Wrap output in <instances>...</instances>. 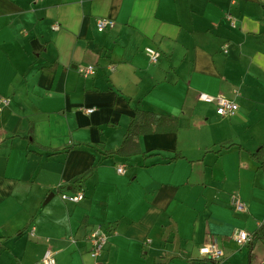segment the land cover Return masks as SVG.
Listing matches in <instances>:
<instances>
[{
  "label": "crops",
  "instance_id": "1",
  "mask_svg": "<svg viewBox=\"0 0 264 264\" xmlns=\"http://www.w3.org/2000/svg\"><path fill=\"white\" fill-rule=\"evenodd\" d=\"M200 92L238 108L219 116ZM0 96V264H41L47 248L55 264H264V240L233 239L264 221V0H0ZM136 108L179 127L105 155ZM98 160L83 199L65 201ZM97 226L108 238L92 257ZM209 241L215 263L198 253Z\"/></svg>",
  "mask_w": 264,
  "mask_h": 264
},
{
  "label": "built area",
  "instance_id": "2",
  "mask_svg": "<svg viewBox=\"0 0 264 264\" xmlns=\"http://www.w3.org/2000/svg\"><path fill=\"white\" fill-rule=\"evenodd\" d=\"M226 18L229 22L230 27H235L236 21L234 17L230 14H226ZM114 26V22L111 19L107 18H97L95 20V28L97 31L102 32L106 29H111ZM52 28L54 30H57L59 27L58 25H53ZM227 48L226 45L223 46V52H226ZM144 53L147 56L148 60L151 63H156L159 59V51L152 48V47H146L144 49ZM78 72L86 77L90 76L94 73V66L92 64H87L84 66L78 67ZM198 100L202 102H214L216 105V113L219 116L226 117V116H231L233 115L236 110H237V104L233 102L232 100L222 97V96H212L204 92H200L198 94ZM9 99L8 97L0 96V110L8 105ZM94 109L89 108L86 109L87 113L92 112ZM125 168L123 165H119L116 167V172L117 173H124ZM61 197L65 201L73 202L76 203L83 199V192L82 190H78L72 194H62ZM230 205L234 211L237 212H243L246 210V205L245 203L236 195H231L230 196ZM264 222V221H263ZM34 233V228H32L29 231L30 235H33ZM107 233L100 227H94L88 234L87 240L90 244V255L92 257H97L103 250V247L105 243L107 242ZM233 239L236 242L237 245L242 246L245 243L249 242L251 239V233L247 232L244 229H237L233 233ZM198 253L199 255L207 260L210 261H217L223 257V252L221 248L212 241L206 242L203 245H201L198 248ZM41 264H55V255L53 251L50 248H47L44 250L41 259H40Z\"/></svg>",
  "mask_w": 264,
  "mask_h": 264
},
{
  "label": "trees",
  "instance_id": "3",
  "mask_svg": "<svg viewBox=\"0 0 264 264\" xmlns=\"http://www.w3.org/2000/svg\"><path fill=\"white\" fill-rule=\"evenodd\" d=\"M178 127L179 121L175 116L156 113L142 108H136L130 117L121 144L115 150L107 151L105 155L129 157L139 154L141 153V149L139 146V137L141 135L162 132H175ZM93 147L95 148V146ZM178 156L179 153L176 154L175 158ZM254 156L259 162L260 168L264 169V158H262L258 154H255ZM99 163L100 161L98 160L87 170L73 178L69 184L71 191L76 192L78 190H81L82 185L84 184L86 179L94 172ZM60 190L61 188H59L57 191L60 192ZM259 240H264V222L260 223V225L251 232V239L247 243L248 248H253L255 243ZM211 262L215 263V261Z\"/></svg>",
  "mask_w": 264,
  "mask_h": 264
},
{
  "label": "water",
  "instance_id": "4",
  "mask_svg": "<svg viewBox=\"0 0 264 264\" xmlns=\"http://www.w3.org/2000/svg\"><path fill=\"white\" fill-rule=\"evenodd\" d=\"M53 193H49L46 197V199L44 200V203H46L51 197H52Z\"/></svg>",
  "mask_w": 264,
  "mask_h": 264
}]
</instances>
